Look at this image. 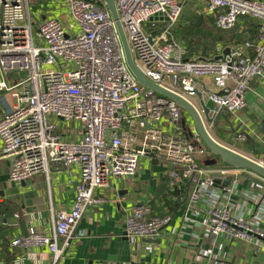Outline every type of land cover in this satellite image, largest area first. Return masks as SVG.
<instances>
[{"label":"built area","instance_id":"obj_1","mask_svg":"<svg viewBox=\"0 0 264 264\" xmlns=\"http://www.w3.org/2000/svg\"><path fill=\"white\" fill-rule=\"evenodd\" d=\"M186 0H115L134 64L152 82L189 101L203 117L202 105L212 104L207 129L218 112L233 115L245 107L244 96L253 78L264 73V2L260 0H196L213 16L218 31L232 30L242 18L258 24L253 42L243 41L225 56L186 59V49L173 36ZM78 29L66 32L62 23L48 19L36 26L27 0H0V91L14 100L0 118L2 157L10 160L9 181L21 184L51 165L78 166L80 178L68 212L52 216V233L30 229L12 242L22 249L43 248L57 264L72 242L83 238L78 226L95 205L94 192L110 178L134 177L142 160L165 168L169 191L184 199L185 212L200 215L201 195L230 181L226 199L206 210L207 230L213 237L248 242L252 228L230 214V197L244 170L203 163L210 153L196 135L192 122L178 105L143 88L128 70L114 23L102 0H65ZM20 72L23 79L9 85L6 76ZM214 90L204 93L201 80ZM200 98L201 108L194 99ZM77 127L80 138L61 134L55 121ZM185 123L183 127L182 123ZM140 132V142L134 136ZM238 134V142H244ZM216 180H219L217 183ZM222 183V184H221ZM183 190L186 196L184 198ZM172 221L146 204L132 208L123 236L154 240ZM255 236L264 239V232Z\"/></svg>","mask_w":264,"mask_h":264},{"label":"crops","instance_id":"obj_2","mask_svg":"<svg viewBox=\"0 0 264 264\" xmlns=\"http://www.w3.org/2000/svg\"><path fill=\"white\" fill-rule=\"evenodd\" d=\"M27 2L29 17L36 26L48 19H56L67 33L77 32L65 0ZM212 18L201 1H184L182 16L172 33L186 49V59L225 56L235 45L253 42L256 37L258 24L252 19V27L242 18L232 30L223 32L215 28ZM22 79L20 72H10L6 76L9 85H16ZM201 83L202 96L214 90L209 79H203ZM202 96L194 99L199 109ZM244 101L242 111L233 115L222 112L218 122L208 126L207 130L222 127L231 134V140L219 133L222 131L219 128V132L216 130L217 133L211 134L215 141L263 163L264 73L250 81ZM13 105L11 95L0 91V118ZM208 105L213 108L212 104ZM184 120L189 122L187 114ZM55 124L66 137L80 138L79 128L68 127L60 120ZM238 134L249 136L254 145L247 138L242 143L236 141ZM218 135L223 136V140ZM210 156L207 161L213 160ZM9 169L10 160L2 157L0 142V264H50L52 257L46 249H22L12 242L23 238L20 221H24L27 234L30 229L47 235L52 233L53 214L71 209L80 170L76 165L65 168L53 164L47 173L13 184L8 178ZM224 187V184H217L204 192L197 204L200 215L195 216L185 212L184 199L169 191L164 166L144 159L134 177L110 178L107 186L95 190L97 203L85 212L77 229L84 237L72 242L57 264H264V239L255 236L257 230L264 232V180L249 172L242 173L230 197V214L252 228L253 238L248 242L213 237L207 230L205 211L224 202ZM183 192L185 198V190ZM140 203L146 204L155 214L172 217L171 223L154 240L123 236L125 219Z\"/></svg>","mask_w":264,"mask_h":264},{"label":"water","instance_id":"obj_3","mask_svg":"<svg viewBox=\"0 0 264 264\" xmlns=\"http://www.w3.org/2000/svg\"><path fill=\"white\" fill-rule=\"evenodd\" d=\"M104 5L109 12L111 19L114 23L115 29L117 31L121 47L124 54L125 64L130 71V73L134 76L135 80L138 82L140 86L143 88H147L153 90L160 96L176 103L178 107L188 115L190 121L192 122L194 131L196 135L199 137L203 146L207 149L210 155L213 157V160L207 161L206 165H214L216 166L217 163H221L227 165L230 168L244 170L249 172L258 178L264 180V162H257L251 158H248L224 145H221L217 141H215L211 135L209 134L208 130L206 129L203 120L205 119L207 122H210L209 113L210 108L207 105H202L203 117L202 118L198 112V110L186 99L183 97L163 88L161 85L156 84L150 81L142 72L141 70L134 64L132 59L130 49L127 43L126 36L124 34L122 25L119 21L118 13L116 10L115 0H102ZM221 112H218L217 117L214 123L218 122ZM228 122V121H227ZM183 127L185 123H182ZM247 140L254 145V141L250 139L249 136H246ZM218 162H217V160ZM264 161V160H263ZM230 181V178H226L223 183L227 185ZM218 183L219 180H216ZM19 227L23 237H27V231L24 226V221L19 222Z\"/></svg>","mask_w":264,"mask_h":264},{"label":"rangeland","instance_id":"obj_4","mask_svg":"<svg viewBox=\"0 0 264 264\" xmlns=\"http://www.w3.org/2000/svg\"><path fill=\"white\" fill-rule=\"evenodd\" d=\"M32 21V20H31ZM32 23H33V21H32ZM33 31L34 32H36V25L33 23ZM221 129L222 131L221 132H219L218 131V129ZM216 130L219 132V133H223V136L225 137V138H228V140H231V134L228 132V131H226V130H224V129H222V127H219V126H217V128H215L214 127V130H212V131H210V129L208 130V132H209V134L211 135L212 133H217L216 132ZM213 135V134H212ZM220 135H218V137H219ZM223 136H220V138H221V140H223ZM134 144H137V143H139L140 142V139H141V134H140V132H137L136 133V135L134 136ZM225 141H227V139L225 140ZM210 158H213L212 156H210ZM207 160H208V158H207ZM206 160V161H207ZM217 160V159H216ZM217 162H218V160H217Z\"/></svg>","mask_w":264,"mask_h":264},{"label":"trees","instance_id":"obj_5","mask_svg":"<svg viewBox=\"0 0 264 264\" xmlns=\"http://www.w3.org/2000/svg\"><path fill=\"white\" fill-rule=\"evenodd\" d=\"M213 19V18H212ZM244 19H246V22H248V24H250L251 25V27L253 26L252 25V22H251V20H250V18H244ZM192 42L191 41H189V44H191Z\"/></svg>","mask_w":264,"mask_h":264}]
</instances>
